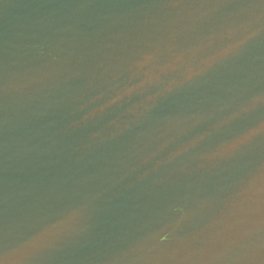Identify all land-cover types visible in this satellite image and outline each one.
<instances>
[{
	"label": "water",
	"instance_id": "water-1",
	"mask_svg": "<svg viewBox=\"0 0 264 264\" xmlns=\"http://www.w3.org/2000/svg\"><path fill=\"white\" fill-rule=\"evenodd\" d=\"M0 264H264V0H0Z\"/></svg>",
	"mask_w": 264,
	"mask_h": 264
}]
</instances>
